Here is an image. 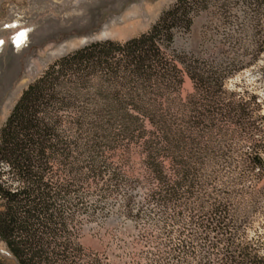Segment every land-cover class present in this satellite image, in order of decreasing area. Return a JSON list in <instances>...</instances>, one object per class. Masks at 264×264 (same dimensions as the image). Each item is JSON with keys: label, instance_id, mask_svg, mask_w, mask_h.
<instances>
[{"label": "trees", "instance_id": "trees-1", "mask_svg": "<svg viewBox=\"0 0 264 264\" xmlns=\"http://www.w3.org/2000/svg\"><path fill=\"white\" fill-rule=\"evenodd\" d=\"M207 1L177 0L139 36L71 51L23 91L0 128V240L19 264H101L104 254L81 244L75 222L85 186L68 167L78 151L99 148L110 134L129 137L144 146L147 171L160 186L150 200L170 205L181 188L194 186L200 156L213 151L205 145V129H196L205 122L222 137L231 127L242 128L251 142L248 160L205 163L204 218L194 215L174 239V231L165 232V249L146 250L149 264H264L262 233L249 237L247 215L238 217L228 197L231 186L264 178L263 117L252 120L249 104L236 101L225 81H213L215 66L176 46ZM185 74L194 84L186 100ZM177 105L195 115L178 117ZM132 259L141 264L139 254Z\"/></svg>", "mask_w": 264, "mask_h": 264}, {"label": "rangeland", "instance_id": "rangeland-1", "mask_svg": "<svg viewBox=\"0 0 264 264\" xmlns=\"http://www.w3.org/2000/svg\"><path fill=\"white\" fill-rule=\"evenodd\" d=\"M176 1L0 0V40L4 43L0 54V128L23 91L55 60L92 41H126L139 36ZM22 32L23 43L18 45ZM176 46L215 66L213 81H225V90L235 92L236 101L249 104L252 120L262 115L258 121L262 137L255 138L264 143V0H208L207 9L195 17L191 31L178 35ZM193 91L194 84L185 74L184 100ZM175 111L178 117L186 113L192 119L195 115L192 108L183 111L178 105ZM190 124L191 128L198 126ZM202 126L196 129H205V145L213 151L200 156L194 186L181 188L177 202L170 205L150 200L149 194L159 191L160 186L147 171L144 146L129 137L110 134L99 148L78 151V158L68 167L71 177L85 186L80 189L83 199L75 222L81 244L88 251L104 254L101 264H132L134 252L141 264H149L148 251L155 245L164 249L168 245L165 232L174 231V239L176 230L188 227L194 215L204 218L205 163L215 167L246 163L251 142L242 128L231 127L228 136L222 137L209 123ZM207 174H211L210 169ZM223 175L220 181L227 180ZM229 190L238 217H248L249 237L262 233L264 238V178L255 183L249 177L248 182ZM0 264H19L2 240Z\"/></svg>", "mask_w": 264, "mask_h": 264}, {"label": "bare ground", "instance_id": "bare-ground-1", "mask_svg": "<svg viewBox=\"0 0 264 264\" xmlns=\"http://www.w3.org/2000/svg\"><path fill=\"white\" fill-rule=\"evenodd\" d=\"M20 37V38H19ZM24 37V33L23 35H19L17 40H16V43L19 45V44H22L23 42H21V39ZM23 40V39H22ZM2 42L0 41V46H1ZM16 45V44H15ZM17 46V45H16ZM15 47V46H14Z\"/></svg>", "mask_w": 264, "mask_h": 264}, {"label": "built area", "instance_id": "built-area-1", "mask_svg": "<svg viewBox=\"0 0 264 264\" xmlns=\"http://www.w3.org/2000/svg\"><path fill=\"white\" fill-rule=\"evenodd\" d=\"M1 41V40H0ZM3 46H4V43H3V41H2V44H1V46H0V54L2 53V51H3Z\"/></svg>", "mask_w": 264, "mask_h": 264}, {"label": "snow or ice", "instance_id": "snow-or-ice-1", "mask_svg": "<svg viewBox=\"0 0 264 264\" xmlns=\"http://www.w3.org/2000/svg\"><path fill=\"white\" fill-rule=\"evenodd\" d=\"M21 35H23V33H21Z\"/></svg>", "mask_w": 264, "mask_h": 264}, {"label": "crops", "instance_id": "crops-1", "mask_svg": "<svg viewBox=\"0 0 264 264\" xmlns=\"http://www.w3.org/2000/svg\"><path fill=\"white\" fill-rule=\"evenodd\" d=\"M22 33H24V32H22ZM20 38V37H19Z\"/></svg>", "mask_w": 264, "mask_h": 264}]
</instances>
